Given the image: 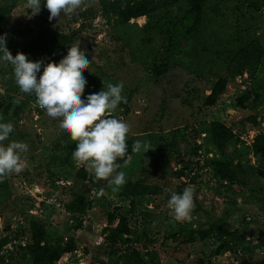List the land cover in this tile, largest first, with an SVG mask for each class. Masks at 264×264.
<instances>
[{
	"label": "rangeland",
	"instance_id": "374dc122",
	"mask_svg": "<svg viewBox=\"0 0 264 264\" xmlns=\"http://www.w3.org/2000/svg\"><path fill=\"white\" fill-rule=\"evenodd\" d=\"M45 4L46 0H41L40 12L33 15L27 0H17L8 24L31 27L37 16H43L50 27L68 33L81 28L80 13L93 7L95 16L88 18L78 33L81 51L92 61L84 72L98 75L104 81V90L109 82L124 83L122 95L127 103L119 105L112 115L131 125L127 141H146L152 147L144 154L129 153L127 164L119 170L126 173L127 181L153 184L161 191L134 198L131 208L129 199L121 196L120 190L113 191L107 181L92 187L88 180L91 172L73 160L76 144L59 128L60 120L49 117L36 99L25 100L26 94L15 93L14 99L9 98L0 85V123L11 122L14 126L4 143L16 140L29 146L28 152L21 154L22 170L0 182V240L8 238L0 254L9 263L28 264L23 250L30 243L28 219H36L44 225L50 243L74 238L75 249L54 264H108L116 256L109 255L110 246L102 233L105 213L120 209L128 213L132 237L143 235L144 239L134 245L145 259L147 251H155L159 264H241L240 256L232 251L215 253L224 240L215 233L203 241L183 240L189 231L205 227L207 216L223 219L233 229H240L242 219L250 217L247 231L258 241L264 235V212L257 201L246 188L223 187L196 152L198 142L214 147L204 136L206 126L212 121L225 123L239 134L240 142L232 157L245 170L240 178L250 188L261 186L264 190V150L253 157L248 146L258 131L264 133V57L252 75L247 72L251 80L246 99L242 98L244 89L236 75L230 77L227 73L232 52L249 39H257L264 51V0H205L203 22L189 35L186 30L192 18L187 17L184 0L124 23L112 13L105 16L96 0H86V8L51 21ZM23 38L14 35L11 40L8 49L13 56L22 52ZM162 56L168 57L170 67L154 81L150 68ZM11 70L9 63L0 60V78H6ZM222 77L227 78L224 93L214 104L204 105L211 85ZM16 106L20 111L15 117ZM250 115L258 117L257 126L247 120ZM66 143H71L73 149L65 159L60 147ZM55 144L60 146L57 151L52 149ZM117 162L125 164L124 160ZM185 166L186 173L196 167L197 176L179 175V169ZM79 169L86 170L84 179L77 175ZM83 183L89 188L83 194L89 208L80 220L64 205L80 195ZM180 183L186 185L178 192ZM189 186L195 189V207L204 211L194 210L190 221H172L167 202L172 192L182 194ZM261 251L254 260L264 264V247Z\"/></svg>",
	"mask_w": 264,
	"mask_h": 264
},
{
	"label": "trees",
	"instance_id": "16d2710c",
	"mask_svg": "<svg viewBox=\"0 0 264 264\" xmlns=\"http://www.w3.org/2000/svg\"><path fill=\"white\" fill-rule=\"evenodd\" d=\"M3 4L0 5V36L6 35V46L9 47L14 35L21 36L24 39L22 52L28 56L31 61L42 60L45 64L54 61L58 63L64 56L67 55L70 46L77 44L79 41L78 33L85 27V21L88 18L95 16L93 7L84 9L80 13L82 21L80 27L76 30H71L68 33H64L56 28H52L48 25V20L43 16H37L33 20V26L27 27L20 24L9 25L10 22V10L15 6L17 0H2ZM97 5L101 11L108 16L110 13L114 14L121 22H128L132 18L140 16H147L158 9H165L171 2L177 0H96ZM187 2L186 14L187 17L191 16L192 22L186 30L189 35L196 30L198 25L203 22L204 4L205 0H184ZM254 7L257 8V4L254 3ZM29 33H31L30 36ZM2 55V54H0ZM264 57V51L259 45L257 39H249L244 44L237 47L230 56L227 65L228 76L234 77L235 75H241L244 72H250L253 74L255 68L261 63ZM169 65L167 56L158 57L150 68V77L156 81L159 77L163 76ZM43 72V65L41 72ZM83 75L87 79V84L82 95V99H86L87 95L92 93H98L103 88V80L96 74ZM251 80V79H250ZM0 85L5 90L6 95L9 98L14 97L15 93H22L15 83L13 70H11L6 78H0ZM227 85V78H218L210 87V93L204 97V105L214 104L224 93ZM247 88V87H246ZM248 89L243 91V99L248 98ZM28 96V97H27ZM257 97V95H256ZM25 100H35L34 94H26ZM9 105H6L2 112L6 114ZM20 108L14 107L13 115L16 117ZM253 126H257L259 121L256 115H250L247 117ZM208 136L207 141L214 147H205V151H212L213 156L203 159L206 165L210 168L212 175L218 179L223 187L226 185L236 186L240 190H247L249 195L257 201L259 208L264 212V190L261 186L256 189L250 188L243 178H240V174H244L245 170L239 161L234 162L232 152L236 150L238 142H240L239 134H236L229 126L221 121L210 122L205 129V135ZM128 144V154L132 152V142L126 141ZM201 145H197V148ZM249 151L253 157L258 156L264 150V133L258 131L252 138V141L248 143ZM60 147L55 144L52 149L57 151ZM60 154H65V159L71 154L73 145L66 143L60 147ZM64 152V153H63ZM122 161V160H120ZM186 166L180 168L178 174L186 176ZM191 168L188 169V172ZM186 173V175H185ZM193 175L192 178L196 177ZM79 178L87 176V172L84 169L77 171ZM89 183L92 187H98L101 183L97 181L94 175L91 173L88 176ZM226 181V183H223ZM84 184V183H83ZM186 184L180 183L176 190L181 191L182 186ZM81 187V186H80ZM82 189V188H81ZM80 189V190H81ZM83 190V189H82ZM81 190V191H82ZM160 189L153 184L139 182V181H127L124 186L121 187L119 194L129 199L130 207H134V198L142 197L144 195H156L160 193ZM82 191L80 195L76 194L68 201L64 206L65 210L72 215H76L74 218L78 219L89 208V203L83 196ZM195 212L204 211L200 206L194 208ZM106 223L102 228L104 234V240L107 245L110 246L109 255H115V259H111L108 264H159L157 253L155 251H147L148 257L145 259L139 250L135 247V243L144 239L143 235H134L132 237V231L127 221V212H122L120 209L112 210L105 213ZM208 221L205 222L206 226L201 229H195L189 231L187 239L184 242H193L196 240L203 241L211 234L215 233L219 237H223L224 240L216 248L215 253L220 255L226 251H232L234 254L240 256L241 264H260L256 263L254 256L256 253L262 250L264 247V236L261 235L262 240L256 244H250L246 241V235L253 236L251 231H247L248 221L242 219L243 225L240 229H233L226 225L223 219H218L212 216H207ZM80 224V223H79ZM28 230L30 235V243L23 249L24 255H28V264H54L64 253L72 252L75 249V241L73 237L59 240L54 243L48 241V235L44 225L36 219H28ZM262 234V233H261ZM8 242V238L4 237L0 240V248ZM237 249L240 253H237ZM262 252V251H261ZM0 264H12L7 261L0 254Z\"/></svg>",
	"mask_w": 264,
	"mask_h": 264
},
{
	"label": "clouds",
	"instance_id": "9594fccd",
	"mask_svg": "<svg viewBox=\"0 0 264 264\" xmlns=\"http://www.w3.org/2000/svg\"><path fill=\"white\" fill-rule=\"evenodd\" d=\"M33 15L41 10V0H27ZM86 0H46L45 7L49 11V20L59 18L61 14L72 15L77 9L86 8ZM0 60L9 63L13 68L15 83L25 94H34L41 109H45L49 117L60 120L59 128L70 135L76 147L72 158L77 164L85 166L97 181L104 180L113 191H118L127 182L126 173L120 171L128 160L127 136L131 125L112 113L122 103H127L122 95L124 83H107V90L87 95L82 99L87 79L83 75L89 70L92 61L86 52L81 51L80 43L69 47L67 55L58 63L42 60L31 61L23 52L15 56L6 46V35L0 36ZM43 72L37 78V74ZM104 84V82H103ZM19 104L20 99H15ZM2 119V117H0ZM14 131L11 122L0 123V182L13 172L22 170L21 154L28 152L29 146L22 141L9 140ZM152 149L150 143L135 140L133 153H146ZM130 159V158H129ZM124 160L125 164L118 163ZM194 187H186L182 194L172 192L167 202L172 221H190L195 208ZM103 195V190H101Z\"/></svg>",
	"mask_w": 264,
	"mask_h": 264
},
{
	"label": "built area",
	"instance_id": "2783aa9c",
	"mask_svg": "<svg viewBox=\"0 0 264 264\" xmlns=\"http://www.w3.org/2000/svg\"><path fill=\"white\" fill-rule=\"evenodd\" d=\"M238 77V78H237ZM243 78V80L241 79ZM247 78V79H246ZM236 81L238 82L239 86L243 89H246L247 87V84H250V78H248L247 76V73L244 72L243 74L241 75H237L236 76ZM198 145H201L199 146L197 149H196V152H197V155L203 159H206V158H210L213 156V152L212 151H205L203 146H202V143L201 142H198ZM197 173V168L196 167H193L190 169L189 173H187L188 176L192 177L193 175H196ZM223 183H226V181H224ZM74 219V218H73ZM73 219H71V223L72 221H74ZM80 220H82V216H80L79 218ZM250 220V217H246V221H249ZM82 223L84 224V221H82ZM264 236V235H263ZM257 237V236H256ZM262 240V237L260 238L259 241ZM246 241L250 242V244H256L258 243L259 241L256 240V238L254 236H250L249 234L246 235ZM227 252V251H226ZM237 253H240V251L237 249Z\"/></svg>",
	"mask_w": 264,
	"mask_h": 264
},
{
	"label": "water",
	"instance_id": "95a60500",
	"mask_svg": "<svg viewBox=\"0 0 264 264\" xmlns=\"http://www.w3.org/2000/svg\"><path fill=\"white\" fill-rule=\"evenodd\" d=\"M81 188L83 189L82 191L84 193H87V191L89 190L88 186L85 183L81 185Z\"/></svg>",
	"mask_w": 264,
	"mask_h": 264
}]
</instances>
